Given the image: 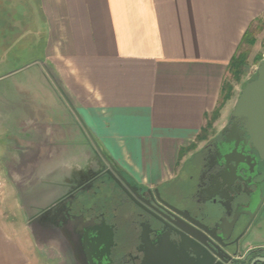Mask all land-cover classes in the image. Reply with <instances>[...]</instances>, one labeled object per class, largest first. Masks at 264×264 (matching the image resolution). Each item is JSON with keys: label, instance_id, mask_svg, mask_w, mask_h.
<instances>
[{"label": "crops", "instance_id": "obj_1", "mask_svg": "<svg viewBox=\"0 0 264 264\" xmlns=\"http://www.w3.org/2000/svg\"><path fill=\"white\" fill-rule=\"evenodd\" d=\"M12 1L18 5L0 19V31H10L3 37L8 53L29 46L33 36L46 66L22 79L52 78L65 106L137 184L168 196L190 190L206 115L218 107L245 33L264 19V0H35L40 23L33 29L22 24L31 0ZM235 90L226 105H235L241 93L235 98ZM65 142L61 136L60 150L40 157L45 178L34 185L69 183L75 172L99 167L88 141L82 139L80 155ZM1 216L0 264H41ZM261 226L252 242L264 241Z\"/></svg>", "mask_w": 264, "mask_h": 264}, {"label": "flooded vegetation", "instance_id": "obj_2", "mask_svg": "<svg viewBox=\"0 0 264 264\" xmlns=\"http://www.w3.org/2000/svg\"><path fill=\"white\" fill-rule=\"evenodd\" d=\"M234 107L219 134L206 140L190 190L168 196L105 169L98 159L96 170L75 172L39 207L32 218L40 236L54 242L68 264H251L264 258V241L252 242L263 231L264 154L253 145L243 148L245 139L259 143L264 136L243 134L242 121L231 118Z\"/></svg>", "mask_w": 264, "mask_h": 264}, {"label": "rangeland", "instance_id": "obj_3", "mask_svg": "<svg viewBox=\"0 0 264 264\" xmlns=\"http://www.w3.org/2000/svg\"><path fill=\"white\" fill-rule=\"evenodd\" d=\"M13 2L17 4L16 1L0 0V10L3 9L0 19L7 20L8 6ZM25 15L22 24H31L32 29L33 25H39L35 0H31V12ZM9 33L0 31V215L8 230L17 234L20 242L31 248L36 262L68 264L60 256L62 252L54 242H45L40 236L38 221L32 218L40 206L51 201L49 197L60 194L63 188L61 185L47 187L41 184L33 187L32 184L45 178H42L40 157L60 150L61 136H65L67 141L63 146L76 148L80 155L82 139L87 141L88 131L78 114L71 107L69 110L53 90L52 78L44 83L38 78L22 79V73L32 68L46 67L41 63L43 59H38L42 55V48L31 42L34 40L31 36L29 46L11 49L8 53L4 39ZM249 37L256 39V42L242 46L243 50L249 51L248 65L241 82L234 81L237 86L235 98L248 77L255 74L264 61V19L250 30ZM15 73L17 75L12 76ZM227 78L231 80V75L228 74ZM233 103L230 101L225 105L211 125L206 123V129L201 134L203 138L199 141L201 146L210 136L219 134L221 127L227 123ZM76 125L79 132H76ZM6 218H10V221Z\"/></svg>", "mask_w": 264, "mask_h": 264}, {"label": "water", "instance_id": "obj_4", "mask_svg": "<svg viewBox=\"0 0 264 264\" xmlns=\"http://www.w3.org/2000/svg\"><path fill=\"white\" fill-rule=\"evenodd\" d=\"M257 74V78L247 82L241 90V93L235 103L231 118H236L237 120L242 121L243 134L251 136L254 135L255 131L259 137H262L264 136V62H262L257 68ZM251 125L256 126L257 129L253 128ZM87 141L88 145L94 149L97 158L102 161L105 169L113 168L115 170H119L105 155V153H103L102 148L95 141L90 132H88ZM243 142V148H249L253 145V147H255L261 155L264 154L263 141L258 143V141H248L245 139ZM56 184H58L56 180H53L51 186ZM148 191L152 193L151 189H148ZM257 261L264 262V258L254 259L251 264H256Z\"/></svg>", "mask_w": 264, "mask_h": 264}, {"label": "trees", "instance_id": "obj_5", "mask_svg": "<svg viewBox=\"0 0 264 264\" xmlns=\"http://www.w3.org/2000/svg\"><path fill=\"white\" fill-rule=\"evenodd\" d=\"M249 36L250 31H247L242 39L240 46L238 47L237 53L232 57L229 63L228 74L231 75V80H229L227 76L224 79L218 107L211 115H206L207 125H211L212 121L218 118L220 111L223 109L226 103L233 98L235 90L234 81L237 83L241 82L243 76L246 74V67L248 65L247 58L249 55V51L243 50L242 46L244 43L253 45L256 42V39L250 38ZM205 129L206 125L202 129V132L205 131Z\"/></svg>", "mask_w": 264, "mask_h": 264}]
</instances>
